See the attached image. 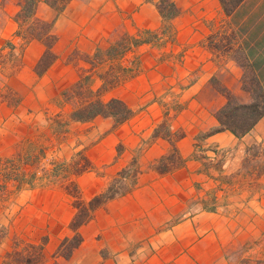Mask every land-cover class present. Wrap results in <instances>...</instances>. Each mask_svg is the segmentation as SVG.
<instances>
[{"label":"crops","instance_id":"obj_1","mask_svg":"<svg viewBox=\"0 0 264 264\" xmlns=\"http://www.w3.org/2000/svg\"><path fill=\"white\" fill-rule=\"evenodd\" d=\"M160 1L71 0L58 13L39 0L36 18L54 22L52 31L59 39L54 48L57 60L40 76L36 66L46 47L38 40L26 43L18 35L16 15L23 0H0V50L7 49V55L20 62L8 79L19 102L13 106L0 102V157L19 152L16 145L20 143L38 142L42 124L53 110L72 114L64 94L80 79L78 67L69 62L74 53L92 58L99 52L105 63L115 66L119 60H109L108 50L138 34H156L159 44L132 45L120 61L127 60L130 53L137 55L139 62L133 68L127 66V75L112 90L120 89L113 98L125 101L133 110L149 104L147 114L154 122V133L164 121L159 106L163 92L158 89L170 88V83L180 85L177 92L183 94L184 108L175 112L176 120L169 128L185 135L176 142L185 162L166 174H160L157 166L172 150V143L153 138L146 153L153 169L142 178L137 176L129 193L100 208L80 229L84 241L70 259L55 253L72 235L69 225L76 210L71 197L58 186L19 193L17 201L26 197L23 208L18 207L22 214L15 221L16 228L11 226L0 243V264H5L14 235L35 245L48 239L42 264H234L233 255L239 251L245 252L242 259L250 255L264 258V175L245 168L248 149L264 147V118L243 138L224 131L198 140L200 133L219 127L215 113L227 101L212 79L243 104L252 102L251 94L242 88L246 73H254L264 83V0H245L231 15L224 12L219 0H173L180 14L171 21L161 16ZM95 70L91 72V89L97 92L102 85L97 90L94 87ZM205 93L214 99H204ZM10 115L17 121L16 129L8 127ZM87 123L70 120V127L75 130ZM198 148L208 157L209 165L220 164L206 168L195 158ZM91 152L94 166L108 161L106 151L99 155ZM88 180L98 184L92 195L86 192ZM100 180L91 173L78 178L85 201L108 187ZM200 187L206 193L216 191V208H206L203 202L199 203L202 209L191 213L190 200L199 201Z\"/></svg>","mask_w":264,"mask_h":264},{"label":"rangeland","instance_id":"obj_2","mask_svg":"<svg viewBox=\"0 0 264 264\" xmlns=\"http://www.w3.org/2000/svg\"><path fill=\"white\" fill-rule=\"evenodd\" d=\"M137 36V38H133L132 40L129 38L122 39L126 48H128L125 54L129 52L135 40L139 42L148 40L150 43L159 44L157 36H155L156 38L150 34H138ZM6 50H0V65L3 66L0 73V102H6L9 106H13L19 102V99L17 93L8 85V79L15 74V68L19 67L20 62L15 56H8ZM128 56L127 60L123 61V65L135 67L139 62L138 56H133L130 53ZM101 58L104 59L102 56ZM69 62L78 67L79 75H82L83 71L89 70L92 67L90 63L84 60V56H80L77 53H74L70 57ZM94 68L97 69L95 70L97 71L95 72L97 74V83H94L96 90L103 85L104 81L102 77L105 74L107 75L105 77H109L111 83L116 82L111 80L114 75L113 71L115 70L113 65H109L103 60ZM169 85L170 88L158 89V91L163 92V95L159 98L161 101L159 106L164 111V121L161 124L165 123V126L168 128L176 120L175 112H181L184 108V102H182L184 101L183 94L178 93L180 85L179 87H176L172 83ZM112 90L101 92L99 95H92L91 98L94 100L97 98L109 100L116 97V93L120 89ZM203 96L206 100L214 99V96L208 93H205ZM69 104L72 106L73 111L77 106L76 99H69ZM148 106L150 105L143 104L138 108L135 107V117L122 125L116 126L112 119H110L111 121L97 119L75 130H72L70 127L71 114L69 115V110L62 109L59 112L53 110L45 120V123L42 124L44 130L42 136L38 137V142L25 145L20 143L16 145L20 150L19 152L9 157H0V243L6 238L11 226L16 228L15 221L22 214L21 210H18V207L23 208L22 203H24L23 200L26 197H23L20 202L17 201L19 193L58 186L69 195L67 191L68 185L71 183L78 185V178L84 174L91 173L93 177L101 179L104 185L107 186L118 177L121 171H125V175L128 177L124 187L129 188L133 185L135 175L142 178V176L149 174L154 166L151 161L146 160V153L154 138L152 135L154 122L148 117ZM9 120L8 127L16 129L17 121L15 119L12 120L11 115ZM11 120L13 123H11ZM3 122H6V120ZM24 122L27 123V120ZM160 125L158 124L157 126L159 127ZM211 131L200 133L198 140H202V136ZM164 132L165 129L161 131V133ZM175 133L179 135L182 133V130H178ZM73 143H75V146L69 150L68 148ZM16 146H13V148L16 149ZM91 150L96 151L98 155L101 151H106V159L108 161L100 166H94L90 159ZM260 150V152L264 151L262 145ZM195 156L197 160L204 163L206 168L209 166L217 167L220 164L214 165L211 163L209 165L208 157L201 153L200 148H198V153ZM88 161L91 165L88 164ZM253 166V163L247 165L245 163V168L248 172H255ZM85 183L87 194L92 195L98 184H93L92 180L85 181ZM197 190L202 193V196L199 198V201L190 200L191 213H196L199 208L202 209L201 205L203 202H205L206 208H216V202L213 199L216 192L214 189L209 190L211 193H206L208 191L204 187H200ZM26 196H28L27 193ZM70 197L73 207V198L72 196ZM102 239L103 236L99 235L98 240ZM10 241L12 243L8 253L18 251L26 254L32 251L26 247L27 244L31 243L16 235ZM107 251V249L104 250V256L107 255ZM8 253L4 256L5 264H10L13 260V257L7 256ZM236 254V256L233 255L234 264H264V258L257 260L256 258L253 259L252 255H250L248 259H242L245 254L244 251H239Z\"/></svg>","mask_w":264,"mask_h":264},{"label":"trees","instance_id":"obj_3","mask_svg":"<svg viewBox=\"0 0 264 264\" xmlns=\"http://www.w3.org/2000/svg\"><path fill=\"white\" fill-rule=\"evenodd\" d=\"M219 1L224 12L227 15H231L245 0ZM70 2L71 0H45V3L58 13L63 12ZM39 3V0H23L20 5V11L16 15V21L20 24L18 35L21 36L26 43L38 40L46 47L43 57L36 66V73L42 76L57 60L54 48L59 39L52 31L54 22H46L36 18L35 15ZM157 8L166 21H171L180 14V10L173 0H161L157 4ZM150 35L153 37L157 36L156 34ZM142 43H150V41H134V45L136 46ZM126 50H128V48H126L124 41H120L108 50L107 56L109 60H119V63L114 66V75L111 79L116 82L111 83L109 77H105L107 76L106 74L103 75L102 79L104 83L97 92L91 89L92 74L89 72L104 59L101 58L99 52L92 58L88 56L84 57V60L90 63L92 67L89 70L83 71L79 81L72 89L67 90L64 94L66 99L69 100L73 98L77 101V106L70 116L72 121L85 123L102 117L105 119H112L114 124L118 126L126 123L135 116V111L125 101L119 98H111L109 100H103L102 98L94 100L91 98L92 95H99L101 92L113 89L120 84L122 76L126 75L129 71V68L124 66L123 62L120 61L125 56ZM212 84L217 92L223 95L227 101L226 104L215 113L219 127L205 136H202V139L224 131H228L240 139L254 130L256 125L264 118V83H262L254 73H246L242 88L252 96V102L249 104L239 102L232 91L222 86L217 79H212ZM163 129H165V132L161 133ZM184 136L183 132L179 135L173 133L165 126V123L161 124L154 131V138L162 137L168 139L172 143V150L169 154L162 157L157 166V171L160 174L172 172L178 168V165L180 167V165L184 164L185 160L180 156L176 147V142L184 138ZM260 149L261 145L250 147L247 151L248 155L245 159V163L246 165L253 163V169L257 174L264 175V151L260 152ZM88 164L91 165L89 161ZM127 179L128 177L125 175V171H121L118 177L112 181L105 190L95 195L89 201H85L82 198V193L76 183L68 185L67 191L73 198V207L76 213L69 225L72 235L66 237L61 242L55 253L56 256H61L65 259H70L72 257L74 251L79 248L84 241L80 229L94 219L96 212L100 208L132 190L135 185L136 175L134 176L133 185L129 188L124 187ZM47 242L48 239L44 238L39 245L27 244L26 247L32 251L26 254L18 251L8 253V257H13L10 264H42L46 259L44 246Z\"/></svg>","mask_w":264,"mask_h":264}]
</instances>
